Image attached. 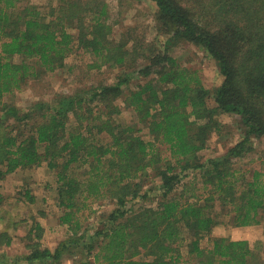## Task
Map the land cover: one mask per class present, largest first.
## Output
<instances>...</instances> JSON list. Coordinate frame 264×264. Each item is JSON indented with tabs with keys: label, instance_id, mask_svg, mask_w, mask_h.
<instances>
[{
	"label": "trees",
	"instance_id": "trees-1",
	"mask_svg": "<svg viewBox=\"0 0 264 264\" xmlns=\"http://www.w3.org/2000/svg\"><path fill=\"white\" fill-rule=\"evenodd\" d=\"M93 1L60 0L43 12L0 0V180L47 162L57 176L60 221L71 232L55 250L35 243L16 258L2 252L0 264H64L75 246L85 252L77 264H262L247 239L211 233L222 214L236 226L263 221L264 171L246 179L233 162L264 136V0H151L162 48L114 38L107 5ZM180 42L217 62L223 81L213 91L200 69L180 63L173 50ZM76 49L91 54V68L120 67L117 80L27 109L6 100L66 67ZM124 106L138 122L123 123ZM222 113L238 116L244 136L227 153L202 160L200 151L223 128ZM191 171L201 175L204 198H186L188 188L176 193ZM152 173L161 180L156 205L147 204ZM90 197L111 198L117 207L93 233H81ZM131 199L144 203L134 209ZM34 228L43 225L30 235ZM3 235L11 245L13 237Z\"/></svg>",
	"mask_w": 264,
	"mask_h": 264
},
{
	"label": "rangeland",
	"instance_id": "rangeland-1",
	"mask_svg": "<svg viewBox=\"0 0 264 264\" xmlns=\"http://www.w3.org/2000/svg\"><path fill=\"white\" fill-rule=\"evenodd\" d=\"M20 1L23 5L34 4L43 12L49 11L52 7L58 8L61 3L60 0ZM82 1L87 3L89 0ZM93 2H101V4L104 2L107 5L110 12L109 22L113 25L112 35L117 40L133 38V41L141 40L145 44L152 42L158 48L164 47L163 36L157 29L156 5L151 0H94ZM173 50L183 66L201 70L204 84L210 90L213 91L223 81L217 62L199 46L180 42L176 43ZM14 59L22 60L19 55ZM91 59L90 53L76 49L68 56L66 67L45 74L43 78L31 80L24 88L8 95L6 100L27 109L39 100L53 103L57 94L71 93L78 88L98 84L101 81L117 80L118 73L121 71L120 67L105 65L101 68H91L89 67ZM209 103L213 106L214 99L210 98ZM121 119L124 124L138 122L134 111L126 106L123 107ZM219 119L223 123V128L221 132H214L208 146L200 151L202 160L227 153L244 136L238 116L222 113ZM141 134L148 139L152 138L146 128H143ZM250 143L253 149L242 158H235L233 162L237 175L246 179H252L255 170L264 171V136L255 137ZM153 175L154 173L145 186L151 189L152 200L147 202L148 205L153 203L156 205L160 199L161 180ZM57 185L56 172L49 168L47 162L41 166L18 169L0 180V253L7 252L11 257L16 258L29 253L32 250L29 245L32 246L35 243H39L42 248L55 250L71 236L68 225L60 221L64 210L59 207L56 197ZM183 188H188L185 193L186 198L194 199L195 196L204 198L208 195L203 188L200 173L193 171L183 179L176 193L180 194ZM28 190H30L29 196L26 193ZM194 192L196 195H193ZM30 194L35 196L34 201L30 200ZM86 202L88 205L81 212L84 220L81 233L85 231L93 233L107 215L117 207V202L107 197L95 200L90 197ZM143 203L138 199H131L128 207L137 209ZM262 217L263 221L259 224L236 226L231 222L229 215L222 214V222L212 231L211 237L227 236L232 239H247L250 245L259 251L260 261L264 264V210ZM37 223H41L43 229L34 228L30 235L31 228ZM4 233L13 237L9 246L5 245L6 235L1 236ZM73 250L77 253L70 258L67 256L69 253L66 254L63 257H66L64 264H77L85 256L83 248L75 246ZM182 250L187 253L185 245L182 246Z\"/></svg>",
	"mask_w": 264,
	"mask_h": 264
}]
</instances>
